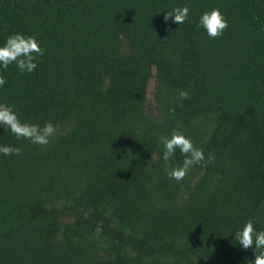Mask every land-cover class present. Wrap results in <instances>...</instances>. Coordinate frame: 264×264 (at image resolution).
<instances>
[{"label":"trees","instance_id":"obj_1","mask_svg":"<svg viewBox=\"0 0 264 264\" xmlns=\"http://www.w3.org/2000/svg\"><path fill=\"white\" fill-rule=\"evenodd\" d=\"M184 3L188 21H165ZM211 7L229 24L215 39L196 24ZM17 31L45 51L31 74L9 66L0 99L57 134L42 147L0 128L22 147L0 156V264L254 259L227 233L264 228V0H0V43ZM177 125L214 157L182 181L158 144Z\"/></svg>","mask_w":264,"mask_h":264},{"label":"clouds","instance_id":"obj_2","mask_svg":"<svg viewBox=\"0 0 264 264\" xmlns=\"http://www.w3.org/2000/svg\"><path fill=\"white\" fill-rule=\"evenodd\" d=\"M191 11L190 3L174 5L166 9L164 19L167 21L171 18L177 25H182L189 20ZM196 24L212 39L222 36L229 27L228 20L218 7L201 11ZM44 51L34 34L17 31L7 35L0 43V88H3L7 82L5 73L10 65L14 64L21 74H31L37 69L38 57L43 56ZM176 99L179 101L189 99V92L184 89L178 90ZM0 128L17 140H26L42 147L47 146L57 134V127L52 121L40 124L21 120L17 106L2 99H0ZM158 144L162 149L160 160L164 163L171 166L178 153L182 157L178 164L171 166L168 173L170 179L175 181H182L192 168L206 165L214 159L211 153L206 156L204 149L196 146L192 138L181 130L180 125L170 130L167 135L159 136ZM21 154L22 147L0 143V156L19 157ZM87 215L85 213V217ZM256 222L257 218L249 217L234 225L227 233V236L234 235V240L242 249L252 250L254 259L246 261V264H264V228H257Z\"/></svg>","mask_w":264,"mask_h":264},{"label":"rangeland","instance_id":"obj_3","mask_svg":"<svg viewBox=\"0 0 264 264\" xmlns=\"http://www.w3.org/2000/svg\"><path fill=\"white\" fill-rule=\"evenodd\" d=\"M153 87H154V78L152 77L148 83V89H147V97L149 100H152V91H153Z\"/></svg>","mask_w":264,"mask_h":264}]
</instances>
